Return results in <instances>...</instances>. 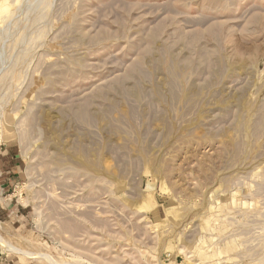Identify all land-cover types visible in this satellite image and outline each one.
<instances>
[{
    "label": "rangeland",
    "instance_id": "374dc122",
    "mask_svg": "<svg viewBox=\"0 0 264 264\" xmlns=\"http://www.w3.org/2000/svg\"><path fill=\"white\" fill-rule=\"evenodd\" d=\"M0 264H264V0H0Z\"/></svg>",
    "mask_w": 264,
    "mask_h": 264
},
{
    "label": "crops",
    "instance_id": "0c3cea01",
    "mask_svg": "<svg viewBox=\"0 0 264 264\" xmlns=\"http://www.w3.org/2000/svg\"><path fill=\"white\" fill-rule=\"evenodd\" d=\"M11 166H13V165H11Z\"/></svg>",
    "mask_w": 264,
    "mask_h": 264
}]
</instances>
